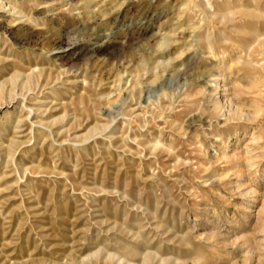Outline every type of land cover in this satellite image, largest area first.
<instances>
[{
  "label": "rangeland",
  "instance_id": "obj_1",
  "mask_svg": "<svg viewBox=\"0 0 264 264\" xmlns=\"http://www.w3.org/2000/svg\"><path fill=\"white\" fill-rule=\"evenodd\" d=\"M0 264H264V0H0Z\"/></svg>",
  "mask_w": 264,
  "mask_h": 264
},
{
  "label": "bare ground",
  "instance_id": "obj_2",
  "mask_svg": "<svg viewBox=\"0 0 264 264\" xmlns=\"http://www.w3.org/2000/svg\"><path fill=\"white\" fill-rule=\"evenodd\" d=\"M55 48L60 53H64V52H66L69 49L68 46H62V45L55 46Z\"/></svg>",
  "mask_w": 264,
  "mask_h": 264
}]
</instances>
